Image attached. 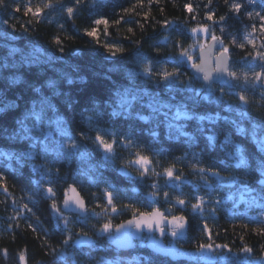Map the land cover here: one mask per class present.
Listing matches in <instances>:
<instances>
[{
  "label": "trees",
  "instance_id": "1",
  "mask_svg": "<svg viewBox=\"0 0 264 264\" xmlns=\"http://www.w3.org/2000/svg\"><path fill=\"white\" fill-rule=\"evenodd\" d=\"M49 2L74 7L73 18L69 19L66 11H60L58 6L45 7ZM237 3L241 5L239 12L232 7ZM27 6L32 7L33 12L37 7L41 8V17L26 13ZM186 6L192 11L189 12ZM17 7L19 12L15 11ZM209 15L213 16L212 20L207 19ZM98 19H106L108 24L96 25L94 21ZM61 24L63 28L59 27ZM93 28L97 29L99 42L85 35L86 30ZM193 28H207L221 38L229 49L230 64L237 72V79L232 81L235 87L213 84L214 99L200 100L197 109L200 114L222 117L215 123L205 122L209 134L217 136L213 146H209L206 136L198 137L194 144L184 143L183 137L167 139L164 116L167 109H162L158 117L161 124L159 140H153L147 131L155 126L154 123L112 119L102 114L99 122L90 126L82 119V116H94L92 100L100 103L98 110L101 113L110 112L103 101L119 85L134 83L138 90L146 93L145 104L157 97L165 103L178 105L194 95L189 88L203 90L190 67L169 60V57L178 56V44L188 49L204 41L195 39L191 32ZM262 29L264 0H254L252 4L248 0H80L78 5L75 0H4L0 5V101L15 103L17 107L0 112V127L10 134L23 117L25 104L28 108L36 104L39 111L42 97L32 89L40 88L55 106V111H45V130H50L47 125L57 115L62 116L68 122L70 134L91 156L82 159L75 155L68 159L50 153L46 158L26 157L27 162L0 158V264H25L20 260L21 255L26 264H264V200L259 199L260 181L264 177L259 172L237 168L234 163H224L235 144L241 145L246 154L253 157V168L256 157L260 156L254 134L264 135V88L253 86L249 63L258 64L253 57L256 52H264ZM56 37L62 41V52L55 43ZM204 42L209 43L211 39ZM105 45H115L123 51L112 56ZM149 66L153 73L150 77L144 74V69ZM162 69L169 73L178 71L183 83L169 89L158 75ZM245 72L249 73L247 83L243 76ZM129 74L135 77L134 81ZM69 78L73 83H68ZM48 80L57 81L60 95H54L55 90L47 87ZM203 95L204 91H201ZM241 95L247 103L239 99ZM69 96L74 101L72 108H67L64 103ZM215 98L220 102L217 103ZM144 111L147 114L149 110ZM233 121L248 134L237 132ZM194 126L193 122L186 130L191 132ZM27 127H32L31 120ZM97 129L116 132L118 140L131 135L137 146L130 149L117 146L115 159L106 160L103 149H97L91 139L83 138V134L94 138ZM226 138L232 143L226 142ZM61 139L54 133L49 138V146L54 147ZM105 139L111 142L110 136L105 135ZM25 144L28 147L22 148ZM30 149L28 140L0 138V152L16 154ZM137 152L151 160L158 175L149 173L141 177L138 166L128 165ZM194 155L197 158L194 159ZM33 164L45 165L50 172L40 185L37 181L41 176ZM210 165L225 178L239 179L232 184L218 185L216 178L211 177L214 186L209 196V190L202 186L201 174L193 169ZM169 167L185 178L182 188L185 196L182 198L186 205L189 201L196 202L193 199L197 193L195 185H201L199 195L204 196L208 207L216 211L206 209L199 215L187 206L181 211L180 206L166 202L162 192L158 203L150 206L148 194L154 191L150 186H163L164 170ZM3 186L7 187V192ZM50 186L56 193L54 198L46 194ZM71 186H76L87 202L89 213L86 217L62 209L65 191ZM110 190H114L113 203L119 215L112 213L107 204L106 192ZM164 190L174 202L178 190ZM254 196L257 197L256 204L251 203ZM53 199L61 215L68 220L67 230L71 232L68 244L63 243L68 236L64 220L58 221L57 212L51 208ZM217 199L220 204L214 203ZM125 206L139 212L158 207L169 217L183 215L189 221V228L187 235L176 241L181 251L195 252L200 244H212L218 253L227 254V257L208 262L196 255V262L172 261L152 252L147 242L141 244V239L136 241L133 250L119 251L112 247L110 240L116 234L115 226L133 218V212ZM105 223L113 225V231L102 232ZM84 240H88V244L78 242ZM166 241L171 242L169 235ZM217 245L228 248H217ZM244 247L253 251L246 254L242 251ZM245 258L250 261L244 263Z\"/></svg>",
  "mask_w": 264,
  "mask_h": 264
},
{
  "label": "snow or ice",
  "instance_id": "2",
  "mask_svg": "<svg viewBox=\"0 0 264 264\" xmlns=\"http://www.w3.org/2000/svg\"><path fill=\"white\" fill-rule=\"evenodd\" d=\"M4 0H0V5H3ZM80 0H75V3L78 5ZM249 4L254 3V0H248ZM59 7V10L64 12L66 11L67 16L69 19L73 18L74 14V7L67 6V5H55L52 2H49L45 5V7L52 9L54 7ZM188 11L191 12L192 9L190 6H186ZM235 11L239 12L241 5L234 4L232 6ZM15 11L19 12L20 8L17 7ZM127 11V10H126ZM26 13H32L36 17H41L42 12L41 8L37 7L35 12H33L32 7L28 6L26 8ZM146 18V17H145ZM207 19L212 20L213 16L209 15ZM224 18L222 17L221 20ZM121 21H117L120 23ZM7 23V21H5ZM94 23L96 25L104 24L107 25L108 21L106 19H98L95 20ZM60 28H63V25H59ZM165 28L168 27L167 24L164 25ZM27 31V29H25ZM129 32L132 31L131 28L128 29ZM264 31V29H262ZM193 34L197 32H201L204 34V39L210 38L213 42L212 44H200L198 49V54L196 52V48L190 46L188 49H185L182 45L178 44L180 48L179 54L176 57H169V60L177 65H187L191 69L194 70V78L195 79H203L207 81L205 88L203 90L200 89H191L189 91L194 92V95L187 97V100L181 104L173 105L170 103H165L161 101L157 97H152L150 101L145 104L143 103V97L146 93H142L138 90L134 83L130 85H119L115 87L114 92L103 101L107 108H110L111 111H106L105 113H101L98 109L101 107L100 103L96 102L95 100L90 101L94 106L91 108V111L94 113V116H87L83 117L82 119L85 120L90 126L94 123H98L102 114H106L109 118L112 119H124L128 121H141L146 124H155L154 127H149L147 129L149 135L153 138V140L160 139V122H159V115L162 109H167L168 112L164 113L166 117L165 126H166V136L167 139H180L181 137L184 138V143L187 144H194L196 143L198 137L206 136L207 141L209 142V146H213L217 140V136L210 133V129L206 128V123H215L217 120L222 119L219 115L212 116L208 114H200L197 109L200 105V100L202 99H214L213 91H212V84L219 82L221 84H230L231 86L235 87V84H232V81L237 79V72L234 70L232 65L230 64V56H229V49L228 47L224 46L223 41L221 38L217 37L214 33H210L209 29L207 28H193L191 29ZM85 35L92 37L97 42H99V38L97 36V29L93 28L91 31H85ZM249 43L255 44L252 40L248 41ZM55 43L60 46V51L64 50L62 46V41L59 37L55 38ZM219 46V55L213 56L212 52L214 48ZM107 50L112 56H115L117 52H122L123 50L115 45L109 46L105 45ZM243 48V44L240 45ZM50 59H52L50 57ZM216 60V66L213 68L211 66V61ZM197 60L199 62H197ZM254 61H258L259 63H249V68L251 70L252 80L254 81L253 86L259 85L261 88H264V52H256L255 56L253 57ZM6 67V65H5ZM215 73V75H213ZM145 76L150 77L153 73L151 72L150 66L144 69ZM130 78L134 81L135 77L132 74H129ZM160 78L164 81L165 85L172 89L175 87L177 83H183L179 79L180 73L172 72L169 73L166 70H161L158 73ZM245 82H248L249 73H243ZM83 79V78H81ZM16 81H13L15 83ZM68 83L71 84L73 81L69 78ZM47 87L54 89V95H60L61 93L57 89V81L55 80H48ZM35 93L41 95L42 99L39 104V111H37V105L33 104L31 108H28L27 105H24V115L19 120L18 126H13L12 132L9 134L8 130L0 127V138L7 137V139L12 140H28L31 143V149L27 152H21L13 154L11 152H0V158L5 159H16L17 162L25 161V158H36L43 156L46 158L50 153L54 154L56 157H63L70 159L72 156L79 155L82 159H86L91 156V153L87 151L85 146L79 142H77L76 138L70 134L68 128V122L63 119L62 116L57 115L56 119L51 121L47 128L50 130H45V126L43 125V118L46 109L55 111V106L51 103L50 98L43 95L40 88L32 89ZM201 91H204V95L201 96ZM217 103L220 102L219 98H215ZM239 99L247 103L245 96L241 95ZM110 101V102H109ZM67 108H72L74 101L69 96V98L64 102ZM17 105L15 103H4L0 101V112L5 111L8 108H15ZM144 109H148V113L145 114ZM174 109V111H173ZM229 109H231V105H229ZM243 114V110H240ZM169 113L171 116L169 118ZM32 121V127H27V122ZM39 122V123H38ZM194 122V127L192 131L189 132L186 129L189 127L191 123ZM236 126L237 132L241 135H247L246 129L241 127L239 124H236L235 121L232 122ZM34 132L38 134H33ZM54 133H58L62 139L55 143L54 147L49 146V138L54 135ZM103 133V134H101ZM105 135L110 136L111 142L109 139H105ZM118 134L116 132H108L106 129H97V135L94 138L88 137L86 134H83L84 139H91L92 142L96 145L97 149H103L104 153H106L105 159L106 160H114L116 156V147H122L125 149L134 148L137 145L135 144L131 135H126L118 140ZM39 142V144H37ZM226 142L232 143L229 138H226ZM254 142L256 145V151L260 153L259 157H256V167H252V159L250 155H247L245 149L238 144L234 145V150L228 153V159L224 161L226 164H235L237 168L247 169L250 172H259L261 177H264V135L256 136L254 134ZM22 148L28 147V144L22 145ZM136 158L134 160H130L128 165L138 166L137 171L140 172L141 177L148 175L149 173L156 174L154 168L152 167L151 160L144 155H140L139 152L136 154ZM197 158L194 155V159ZM182 159V158H181ZM126 165L125 167H127ZM33 168L40 173L41 179L37 181V184L40 185L42 181L45 180L46 177L50 175L49 170L46 168L45 165H35L33 164ZM194 172L201 174L200 179L203 181V187L209 190L208 195L211 196V189L213 188V183L210 182V178H216V182L218 185H223L226 182L228 184L235 183L239 178L238 177H231L225 178L221 175L219 170H214V166L210 165L208 168L199 167L194 168ZM158 175V174H156ZM164 175L166 177L165 184L163 186L159 184H152L150 187L154 190L150 192L149 195V204L150 206H154L158 203V196L162 192V195L166 202L174 203L175 205L180 206L181 211L190 207L192 212L195 214L203 215L205 210L207 209L210 212H215V208H209L208 202L205 201L204 196L199 195V188L201 185H195L197 189L196 195L193 199L196 200L195 203H191L190 201L187 202L182 197L185 196V193L182 191L183 184L186 182L183 174L180 172L174 171L172 167L166 168L164 170ZM261 187L259 188V199L264 200V180L260 181ZM245 189L247 186H244ZM4 192H7L8 189L6 186H3ZM167 188H171L174 190H178L179 194L176 196L174 202L170 199L168 191L164 190ZM71 191L75 192V188H72ZM113 191L110 190L106 192V199L107 204L111 206L112 213L119 215L117 208L113 203ZM46 194L49 197L54 198L56 193L54 192L53 188L50 186L46 189ZM75 205L78 207L79 210H85L86 205L83 199L77 197L74 201ZM215 204H220L221 201L219 199L214 201ZM251 203H257V197H253ZM27 207V205H25ZM64 207L69 210H75L69 205V201H64ZM126 210H130L133 212V218L128 220L126 223L119 224L115 226L114 231L116 233H121L120 237L117 239H121L124 243H130L131 240L136 236L137 232L141 231L144 228H147L149 232H152L154 229V225L159 230L160 236L163 237L166 234V229L162 225L165 221L171 226L168 229V234L171 237L175 238L179 235H183L182 230L186 224V218L183 215L176 216L171 215L166 216L164 212L160 211L158 207H152L151 211L146 212H139L136 208H128L125 206ZM51 208L57 212V219L58 221L63 219L65 223V230H67L68 220L66 217L61 215V210L57 207L55 200L51 204ZM107 211V209L105 210ZM170 213L171 209H167ZM204 228L207 229V224L204 225ZM124 229H128V231H123ZM135 229V231H132ZM35 231V229H34ZM102 232H111L113 231V225L110 223H105L103 225ZM211 235L209 234V239ZM144 239V237H141ZM153 245L159 244V242L155 239V237H148L147 238ZM71 240V232L68 231V236L64 239L63 243L68 244ZM79 243H86V241H78ZM217 248H228L227 245H217ZM199 252H212L214 251L212 244H200L198 249ZM231 251V249H229ZM244 253H251L253 251L252 248L244 247L242 249ZM7 254L5 250V255ZM207 259H211V257H206ZM21 261H25L26 259L23 255L20 256Z\"/></svg>",
  "mask_w": 264,
  "mask_h": 264
},
{
  "label": "water",
  "instance_id": "3",
  "mask_svg": "<svg viewBox=\"0 0 264 264\" xmlns=\"http://www.w3.org/2000/svg\"><path fill=\"white\" fill-rule=\"evenodd\" d=\"M212 43L213 42L211 41V42L208 43V45H210ZM212 55L213 56L219 55V46H217V48L213 49ZM197 62H199V61L197 60ZM211 66L213 68H215V66H216V60L215 59H213L211 61ZM191 72L193 74L194 70L191 69ZM213 75H215V73H213ZM198 80L203 85V87L205 88V85L207 84V81H204L203 79H198ZM213 84H221V83L216 82V83H213ZM221 85L225 86V87H231L230 84H221ZM72 188H75V192L71 191ZM77 197L83 199V201L85 202V205H86V209L85 210H79L78 207L75 205L74 201H75V199ZM65 200H68L69 201V205L75 210L66 209L64 207V201ZM62 209L66 213L79 215L81 217H86L88 215V213H89L87 202H86L85 198L82 196L81 192L78 190V188L76 186H71L65 191V197H64V200H63V204H62ZM160 211H162V210H160ZM162 212H164V211H162ZM127 221L128 220H126V221H124L122 223H126ZM186 221L187 222L185 224V227L182 230L183 235H179L178 234L180 237H185L187 235V233H188L189 221H188L187 218H186ZM122 223H120V224H122ZM162 226L165 227V229H166V234L163 237L160 236L159 230L154 225V229H153L152 232H149L147 230V228H144L141 231L137 232L136 236L131 240L130 243H124L121 239H117V237L121 236V233H116L115 236L110 240V244L112 245V247H114L115 249H117L119 251L129 252V251L134 249V247L136 245V241L139 238H141L144 235V233H146L148 235V237H155V239L159 242V244L157 246V245H153L149 240H147V244H148V246H149V248H150V250L152 252H154V253L162 256V257L168 258V259H170L172 261H188V262L193 261V262H196L197 261V256L196 255L192 256V255H189L187 253H184L178 247L173 246V245L169 244L166 241V236L168 234L167 230L170 229L171 226L167 223V221H165ZM123 231H128V229H124V230H122V232ZM132 231H135V229H132ZM84 241H86L85 244H88V240H84Z\"/></svg>",
  "mask_w": 264,
  "mask_h": 264
},
{
  "label": "rangeland",
  "instance_id": "4",
  "mask_svg": "<svg viewBox=\"0 0 264 264\" xmlns=\"http://www.w3.org/2000/svg\"><path fill=\"white\" fill-rule=\"evenodd\" d=\"M194 36H195V39L197 41H200V39H203L204 41H206V39H204V34L201 33V32L195 33ZM204 41L201 44H208L207 42H204ZM199 45L200 44H197L196 46H194L196 48V51L199 48ZM212 91L214 92V90H212ZM168 235L171 237L170 234H167V236ZM142 237H144V239H141V238H139V239L142 240L141 244H144L145 242H147L148 235L146 233H144V235ZM178 238H179V236H177L175 238L171 237V242L169 244L178 247L177 244H176V241L178 240ZM213 248H214V251H212V252H204V253H201L199 251H195V252H186V253H188L190 255H197V256H199V259L200 260H202V261H208V262H213L216 259H225L227 257V254L218 253L217 249L215 247H213ZM206 257H211V259H207ZM246 260H247V262H246ZM249 261L250 260L248 258H245L243 262L244 263L245 262L248 263Z\"/></svg>",
  "mask_w": 264,
  "mask_h": 264
}]
</instances>
